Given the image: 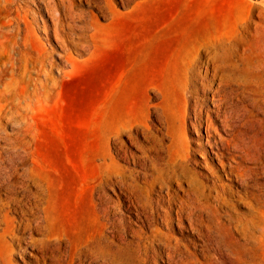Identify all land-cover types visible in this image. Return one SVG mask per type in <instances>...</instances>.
Here are the masks:
<instances>
[{"label":"rangeland","instance_id":"obj_1","mask_svg":"<svg viewBox=\"0 0 264 264\" xmlns=\"http://www.w3.org/2000/svg\"><path fill=\"white\" fill-rule=\"evenodd\" d=\"M46 1L57 37L40 0H0V264H170L123 186L180 199L189 180L216 242L186 234L179 264H264V0H191V25L178 0Z\"/></svg>","mask_w":264,"mask_h":264},{"label":"bare ground","instance_id":"obj_2","mask_svg":"<svg viewBox=\"0 0 264 264\" xmlns=\"http://www.w3.org/2000/svg\"><path fill=\"white\" fill-rule=\"evenodd\" d=\"M128 1L129 0H124L122 1V4L123 5L128 4ZM40 3L43 4L44 10L47 11V13L50 15L51 19L54 22V27H55V25L59 23L58 21L59 17L55 15V11L51 7L48 1L40 0ZM191 3H194V2H191V0H178L176 4L177 9L175 8L176 12L175 11L174 12L176 13L177 21L179 24L191 25V23L194 22L193 21V13H194L193 11L195 7H192V6H195V5ZM40 9L41 7H38V11ZM25 16L23 17L25 18ZM196 17L194 19H196ZM26 19L27 18H25L24 22L26 21ZM25 25H26V22H25ZM52 33L55 37H57L56 27L53 29ZM49 36L50 35L48 34L47 37ZM4 78H5V75H3L2 73L0 75V83H2L1 80L3 81ZM204 89H208V86H204L203 90ZM209 92L211 95L210 102L213 108L211 110V109H207L206 107H204L203 113L205 114L206 126L203 127V129H205L206 134H207L206 135L207 144H208L207 146H209V148L211 149V152L214 154V156H216V159L221 160L223 159L224 155L219 154L218 151L223 146V141L221 138H219V142H217L215 138L211 136V130H214L215 133L217 132V128L215 127V123H216L215 121L220 122L219 126H221L220 128H222L223 130H230L231 129L230 122H231L232 113L230 111L226 112L224 108L222 107L224 102L221 99L220 92L218 89H212V87L210 86ZM197 112L198 111L196 110L195 116L198 117L199 112L198 113ZM13 114L14 112H12L11 109L10 110L8 109L7 111H5L0 108V120H1V117L11 118ZM211 138H213L212 141L209 140ZM169 185L170 183L167 181L161 180L160 182L161 189L169 190L171 189ZM200 186H201L200 184L193 182V180H189L187 188L183 191L184 195L182 198L180 199L174 198V197L171 198L169 196L167 199H164L159 196L155 200L151 199L149 196L139 195V196L133 197V192L131 191V189L129 187L123 186L126 199H128V202L130 203V205L128 206L130 207V209L132 208L135 211L134 215H136L139 222H141L142 225L146 227V229L148 230L144 238L150 241L153 247L161 248L166 255L168 263L170 264L171 263L172 264L183 263L185 259L191 255V252H189L185 246L186 244H184L187 241L186 234H191L192 236L194 235L195 237H197L199 241L201 242L202 247H204L205 249H207L211 245L212 241H215L213 240L210 234L211 231L213 230L211 229L209 224H207L204 221V217L201 214L195 202L196 189L200 188ZM112 226L114 228L118 227V222L115 220H112ZM175 231L176 233L180 235L181 238L175 237L176 235V234L174 235ZM154 250L155 248H153V251ZM121 252L118 246L114 248V251L112 252L113 262H118L121 259ZM173 259L178 260L179 262L173 261Z\"/></svg>","mask_w":264,"mask_h":264}]
</instances>
